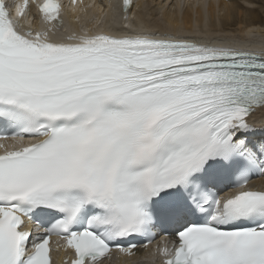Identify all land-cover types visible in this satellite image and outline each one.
<instances>
[{
  "label": "snow or ice",
  "instance_id": "snow-or-ice-1",
  "mask_svg": "<svg viewBox=\"0 0 264 264\" xmlns=\"http://www.w3.org/2000/svg\"><path fill=\"white\" fill-rule=\"evenodd\" d=\"M60 9L39 6L47 23ZM261 109L264 54L158 32L54 39L0 0V264H51L53 235L98 264L156 229L179 239L165 264H264Z\"/></svg>",
  "mask_w": 264,
  "mask_h": 264
},
{
  "label": "bare ground",
  "instance_id": "bare-ground-1",
  "mask_svg": "<svg viewBox=\"0 0 264 264\" xmlns=\"http://www.w3.org/2000/svg\"><path fill=\"white\" fill-rule=\"evenodd\" d=\"M89 1L83 0L73 8L78 19H72L64 26L58 25L59 33H66L69 26L71 28L79 23L89 24V31L85 33L87 35H93L91 34L93 31H97L96 34L108 32L116 35L149 32L152 31L151 26L156 24L161 26L159 29L161 35L169 33L177 37L191 36L200 41L203 39V34L207 35L209 32L215 34V30L228 29V34L241 36L232 37L231 43L247 42L246 47L249 48L264 47L261 43V41L264 42L262 40L264 39V18L263 14L261 15L264 0H176L170 4L165 0H132L129 13L122 11L117 0ZM192 6L197 10H193ZM243 7L246 9L243 10ZM112 13L116 22L121 24L118 29L116 28L120 33L111 31V27L108 26L112 24L109 23ZM126 15L128 19H125ZM35 20L36 23L39 21L38 15H35ZM101 27L104 28L101 29ZM224 45L238 47L237 49L244 47ZM255 117L257 119V123L254 122L255 127L264 129V109L257 110Z\"/></svg>",
  "mask_w": 264,
  "mask_h": 264
},
{
  "label": "rangeland",
  "instance_id": "rangeland-1",
  "mask_svg": "<svg viewBox=\"0 0 264 264\" xmlns=\"http://www.w3.org/2000/svg\"><path fill=\"white\" fill-rule=\"evenodd\" d=\"M258 5H259V4H258ZM252 7H253V6H252ZM255 7L258 8L257 6H255ZM242 9L245 10L246 8L243 7ZM262 10H263V11H262ZM262 10H261V15L263 14L262 17L264 18V8H263Z\"/></svg>",
  "mask_w": 264,
  "mask_h": 264
}]
</instances>
